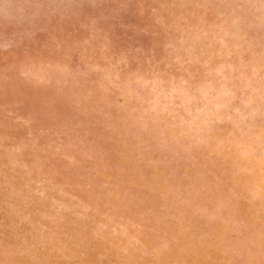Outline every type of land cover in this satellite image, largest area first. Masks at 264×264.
<instances>
[{"label":"rangeland","instance_id":"374dc122","mask_svg":"<svg viewBox=\"0 0 264 264\" xmlns=\"http://www.w3.org/2000/svg\"><path fill=\"white\" fill-rule=\"evenodd\" d=\"M0 264H264V0H0Z\"/></svg>","mask_w":264,"mask_h":264}]
</instances>
